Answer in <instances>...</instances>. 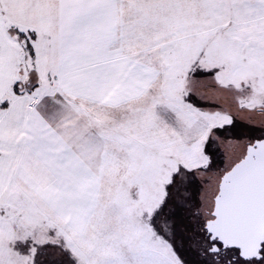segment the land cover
<instances>
[{
  "label": "snow or ice",
  "instance_id": "6c2138e0",
  "mask_svg": "<svg viewBox=\"0 0 264 264\" xmlns=\"http://www.w3.org/2000/svg\"><path fill=\"white\" fill-rule=\"evenodd\" d=\"M0 264H264V0H0Z\"/></svg>",
  "mask_w": 264,
  "mask_h": 264
}]
</instances>
